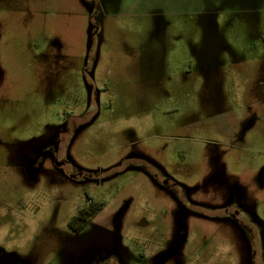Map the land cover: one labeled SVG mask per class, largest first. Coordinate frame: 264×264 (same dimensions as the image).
I'll return each mask as SVG.
<instances>
[{
  "label": "rangeland",
  "instance_id": "obj_1",
  "mask_svg": "<svg viewBox=\"0 0 264 264\" xmlns=\"http://www.w3.org/2000/svg\"><path fill=\"white\" fill-rule=\"evenodd\" d=\"M0 264H264V0H0Z\"/></svg>",
  "mask_w": 264,
  "mask_h": 264
},
{
  "label": "flooded vegetation",
  "instance_id": "obj_2",
  "mask_svg": "<svg viewBox=\"0 0 264 264\" xmlns=\"http://www.w3.org/2000/svg\"><path fill=\"white\" fill-rule=\"evenodd\" d=\"M215 14V13H214ZM213 15V14H212ZM203 62H206V61H202V63ZM89 200V202L91 203L90 204V206H85V207H82L81 209H86V210H89V209H91L92 207H95V205H97V203H101V202H96V203H93L92 201H91V199L89 198L88 199ZM232 205V201H230V200H227V201H225V202H223V203H221L220 204V206L219 205H217V208L219 207V208H221L222 206H224V208H223V211H225V213L226 214H231V215H237L238 214V210H237V208L236 207H233V206H231ZM81 209H79V210H81ZM79 212V211H78ZM77 212V213H78ZM90 218V217H89ZM89 218H88V220H89ZM87 220V221H88ZM86 221V222H87ZM82 222V218L81 217H79L78 219H76L75 221H74V226H77V225H79L80 223ZM85 222V223H86ZM85 223H84V225H85ZM72 227V226H71ZM84 227V226H83ZM82 227V228H83ZM72 228H74V227H72ZM81 228V229H82ZM73 230H75V229H73ZM76 231V230H75ZM79 231V230H78Z\"/></svg>",
  "mask_w": 264,
  "mask_h": 264
},
{
  "label": "trees",
  "instance_id": "obj_3",
  "mask_svg": "<svg viewBox=\"0 0 264 264\" xmlns=\"http://www.w3.org/2000/svg\"><path fill=\"white\" fill-rule=\"evenodd\" d=\"M102 205L103 203H97L95 207H92L89 210H86V209L79 210L77 215L71 221V226L74 227L73 229H75L76 231L80 230L84 226V223L88 220V218L92 216L93 214H95L102 207ZM79 217L82 218V222L79 225L74 226V221L78 219Z\"/></svg>",
  "mask_w": 264,
  "mask_h": 264
},
{
  "label": "crops",
  "instance_id": "obj_4",
  "mask_svg": "<svg viewBox=\"0 0 264 264\" xmlns=\"http://www.w3.org/2000/svg\"><path fill=\"white\" fill-rule=\"evenodd\" d=\"M212 8V7H211Z\"/></svg>",
  "mask_w": 264,
  "mask_h": 264
}]
</instances>
